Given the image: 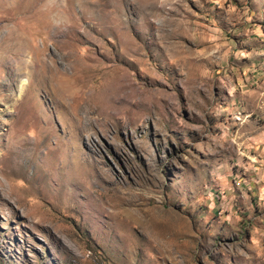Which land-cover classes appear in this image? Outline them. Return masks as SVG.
I'll use <instances>...</instances> for the list:
<instances>
[{"label": "rangeland", "instance_id": "374dc122", "mask_svg": "<svg viewBox=\"0 0 264 264\" xmlns=\"http://www.w3.org/2000/svg\"><path fill=\"white\" fill-rule=\"evenodd\" d=\"M0 264H264V0H0Z\"/></svg>", "mask_w": 264, "mask_h": 264}]
</instances>
